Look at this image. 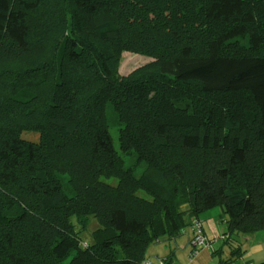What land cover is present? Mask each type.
I'll list each match as a JSON object with an SVG mask.
<instances>
[{"label": "trees", "instance_id": "trees-1", "mask_svg": "<svg viewBox=\"0 0 264 264\" xmlns=\"http://www.w3.org/2000/svg\"><path fill=\"white\" fill-rule=\"evenodd\" d=\"M196 222L264 229V0H0V264H175Z\"/></svg>", "mask_w": 264, "mask_h": 264}, {"label": "rangeland", "instance_id": "rangeland-1", "mask_svg": "<svg viewBox=\"0 0 264 264\" xmlns=\"http://www.w3.org/2000/svg\"><path fill=\"white\" fill-rule=\"evenodd\" d=\"M148 60H149L148 57L143 56L141 54H137L134 52H125L123 54V58L121 61L120 72L123 74L128 73L135 67L144 64ZM220 213H221V209L219 207H214L202 213V218L204 220H207L206 223L204 222L205 226L206 228H210L212 233L214 232L213 227L217 226L216 223L218 222ZM96 225H97V221L93 219V221L90 224V228L92 229ZM88 232H90V229ZM88 232L87 234L89 235L90 233ZM218 232H219V227H218ZM191 237H192V228L188 226L184 229L183 234H181L175 239L178 241V246L183 247V246H189V239ZM213 237H214V233H213ZM234 237L241 242V245L243 247V252L241 253V256H236L235 254H232L230 252V247L228 245H225L223 249H220L216 253V255L213 256L215 262H218L221 259L222 260L228 259L230 260V262L227 264H245L246 262H250V264H257L258 262H260L261 259L264 260V229L254 231L251 233H240L239 235ZM159 243L161 244V242ZM155 245L156 243H152L151 247H154ZM213 246L219 248V246H221V242L216 239V242H214ZM154 249L152 251H156V249L155 250ZM161 253L166 254L165 252H161ZM182 253L183 251H179L180 255H182Z\"/></svg>", "mask_w": 264, "mask_h": 264}, {"label": "crops", "instance_id": "crops-1", "mask_svg": "<svg viewBox=\"0 0 264 264\" xmlns=\"http://www.w3.org/2000/svg\"><path fill=\"white\" fill-rule=\"evenodd\" d=\"M214 228V234H218V227L215 226ZM209 239L211 240V237H213V233L210 230L209 231ZM216 234V235H217ZM191 238L189 239V246H178V241L176 239H165L164 241L156 243L154 247H150V251L154 248L157 252H165L167 255L172 257L173 262L175 264H217L218 262L214 261V257L211 254V249L208 247H202V248H196V251L191 253V250L193 246L191 245ZM212 242V241H211ZM214 244V242H212ZM154 249V250H155ZM189 249V251H188ZM179 251H183L182 255L179 254ZM162 254V253H161ZM264 261V260H260Z\"/></svg>", "mask_w": 264, "mask_h": 264}, {"label": "built area", "instance_id": "built-area-1", "mask_svg": "<svg viewBox=\"0 0 264 264\" xmlns=\"http://www.w3.org/2000/svg\"><path fill=\"white\" fill-rule=\"evenodd\" d=\"M192 243L197 248L211 247V243L208 241L207 237H205L201 231L199 222L195 223V235L192 238ZM142 264H163V263L159 255H157L156 253H151L150 255H148V257L144 259ZM245 264H249V263H245Z\"/></svg>", "mask_w": 264, "mask_h": 264}, {"label": "clouds", "instance_id": "clouds-1", "mask_svg": "<svg viewBox=\"0 0 264 264\" xmlns=\"http://www.w3.org/2000/svg\"><path fill=\"white\" fill-rule=\"evenodd\" d=\"M210 249H211V247H210ZM246 263H249L250 264V262H246Z\"/></svg>", "mask_w": 264, "mask_h": 264}]
</instances>
